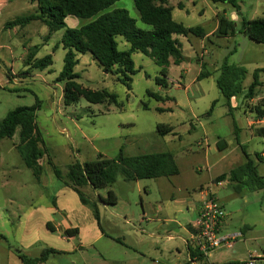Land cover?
<instances>
[{
  "label": "rangeland",
  "instance_id": "obj_1",
  "mask_svg": "<svg viewBox=\"0 0 264 264\" xmlns=\"http://www.w3.org/2000/svg\"><path fill=\"white\" fill-rule=\"evenodd\" d=\"M181 1L189 10V14L185 15L184 11L176 10L173 14L175 21H182L190 27H200L203 32L209 33L215 29L217 17L224 14L234 21L235 34L224 39L217 37L215 33L204 41L202 50L200 41H197L201 38L189 36L195 44H192L193 49L186 41L183 44L182 63L186 68L185 75L180 79V69L173 65L169 66L166 78L171 82H167L164 88L158 87L155 82L157 78L162 77L161 68L153 59L142 53L136 52L131 55L136 73L131 76L129 88L122 85L116 76L105 73L90 54L78 55V63L74 68V73L78 76L77 83L92 90H105L113 94L116 97V104H109L107 101L103 104H90L81 98L76 104L65 106L62 99V84L56 81L63 67L64 51L60 41L65 30L49 35L48 28L35 21L24 28L5 29L1 34L2 25L6 21L36 12L37 6L31 4V0H14L0 17V45L6 43V48L0 51V72L6 73L7 78L9 72L16 71V78L19 79L17 84L13 83L14 81L7 84L5 77L0 79V121L16 108L38 104L35 113L36 124L40 133L39 138L41 136L43 141L38 143V148L41 155H47L50 164L65 172L75 162H92L99 156L114 159L119 155L121 148L128 156L170 152L176 157L180 168V173L176 177L169 180L159 178L125 182L119 176L111 187L97 191L98 195L105 197L106 191L112 190L117 196L118 208L122 210L130 208L127 218L130 220L131 229L136 231L139 229L138 220L142 215V207L145 208L148 204L154 207L161 206L162 218L175 220L176 216L177 223H186L185 209L181 205L174 207L175 204H171L170 201L183 200L187 197L188 191L193 200L197 199V195L191 192V188L198 182L193 168L198 165L204 166V155L201 147L195 144L201 142L203 134L212 141L219 135L230 143V150H236L233 154L229 153V150L225 151L228 159L224 167H234L244 161L241 148L232 143L233 127L231 120L225 117L227 113L234 114L236 125L243 129L241 139L247 142L243 145L244 151L253 156L264 150V139L250 135L243 109L229 111L215 82L217 69L225 60L229 64L246 69L244 92L253 81L254 71L264 69V45L249 40L240 30L242 19L264 17V0H236L238 10L228 4H213L205 0H195L194 4L188 0ZM113 10L127 11L136 21L138 29H149L140 22L133 0H118L106 12ZM91 21L69 17L65 23L69 29H79ZM116 42L119 51L129 50V44L122 37H117ZM24 45L27 46L29 53L33 52L37 60L51 56L52 65L42 73V77L31 76L24 79L26 77L22 75L24 69L29 67L28 71L31 74L39 71L33 67L34 61L27 65L29 53L23 55ZM202 51H206L202 57L206 63V70L203 69L202 72L211 74L210 77L196 82L200 72L198 58ZM188 58L191 59L189 63ZM259 81L262 85L256 91L257 101L251 105L250 101H243L246 110L252 111L257 106L264 109V73L259 74ZM159 95L163 101L155 98ZM239 98L242 99V96L238 97L236 103L240 104L242 100L239 101ZM213 102L216 104L208 114ZM250 116L251 114L249 118ZM191 122L195 124L194 131L188 134ZM158 125L172 127L173 134L160 136L157 133ZM19 144L18 132L11 139L0 141V209H4L0 215V264H20L13 242V225L18 212L21 215L32 202L26 197H19L27 192H18L13 186L19 182L40 188L39 181L23 164L16 149ZM186 152L197 154L186 156ZM214 156H217V153ZM211 160L212 164L215 159ZM259 170L264 175V164L259 165ZM212 172L216 173L215 169H212ZM49 179L55 180L53 175L46 171L41 183H47ZM58 182L62 183L60 180ZM212 188L223 202L226 214L229 215L227 225L230 233H240L239 230L243 229L242 224H251L256 219L257 212L249 208L254 204H250L251 202L247 204L243 195H236L231 185L213 184ZM245 194L252 196L249 191H245ZM175 226V223L170 224V227ZM262 236H264L262 233L254 235L257 239ZM174 247L173 242L161 243V250L164 251L162 259L169 264L175 263L178 259ZM246 247L251 252L258 253L261 241L253 239ZM236 249L244 250L242 242H236Z\"/></svg>",
  "mask_w": 264,
  "mask_h": 264
},
{
  "label": "trees",
  "instance_id": "obj_2",
  "mask_svg": "<svg viewBox=\"0 0 264 264\" xmlns=\"http://www.w3.org/2000/svg\"><path fill=\"white\" fill-rule=\"evenodd\" d=\"M31 1L37 6L36 12L24 17H16L6 22L4 28H23L32 22L39 21L48 28L49 35L65 30L60 41V45L65 52L63 67L56 79L57 82L62 84V99L65 106L76 104L81 98L90 104H103L106 101L109 104H116V97L113 94L105 90H92L77 83L78 76L74 73V68L78 63V55L90 54L105 73L116 76L122 85L129 88L132 81L131 76L136 73L131 55L136 52L142 53L153 59L161 68L160 74L162 77L157 78L155 82L158 87L164 88L170 60L174 65H179L184 60L181 45L177 39H174V36L186 37L193 35L198 38L205 37L202 28H186L174 21L172 8L166 6L168 0H156L158 5L155 4L154 0H133L139 20L149 27L148 30L138 29L136 21L125 10L106 12L118 0ZM207 1L213 4H228L235 10L239 8L236 0ZM69 16L92 21L79 29H69L65 23V19ZM217 22V37L228 38L235 34L234 21L230 18L223 14L217 17ZM240 30L249 40L264 45V17L252 20L242 19ZM117 37H122L129 44V50H118ZM28 56L27 65L30 64V61H34L33 67L35 69L43 70L52 65L50 55L37 60L31 51ZM30 58L32 59L30 60ZM218 73L215 80L216 86L224 98L225 105L231 111L233 98L242 96V103H244L243 101H250L256 97V91L262 85L259 81V74L264 73V69L254 71L253 81L246 92L243 90V82L247 74L244 67L229 64L225 60ZM209 76L208 72L203 73L201 71L197 79L200 80ZM155 98L158 101L164 100L161 96H155ZM215 104L216 102L212 103L208 114L211 113ZM36 110L37 107L32 106L19 107L9 112L0 121V141L11 139L18 132L20 144L17 145L16 149L24 166L37 178L41 172L37 161L42 156L39 152L38 143H43V141L39 138L40 134L36 126ZM160 111L162 112V110ZM250 112L254 115V121L256 122L251 126L254 136L264 139V125L257 124V122L264 120V109L257 106ZM233 124L235 127V123ZM172 130L173 128L168 125L157 126V133L160 136H165L171 133ZM236 140L238 142L237 138ZM240 148L244 162L232 169L228 175V181L233 191L237 194L243 190L250 192L264 191V177L258 173L257 169V163H264V158L257 153L252 159L244 151L243 146H240ZM48 164L55 178L60 180L63 185L73 189L78 194L81 203L93 211L97 220L99 219L97 203L113 207L118 201L112 190H108L105 197L98 195L97 191L111 187L119 176L126 182H136L156 178H170L179 173L178 166L171 153L161 152L128 156L122 148L119 155L114 159L99 156L92 162H75L65 172H61L50 162ZM225 177V175L221 176L222 179ZM86 187H90L97 194L93 202L83 192ZM76 233V230H71L66 231L64 234L75 235ZM15 251L22 264H38L44 262L49 254L57 253L53 249H45L39 257L29 258L19 249Z\"/></svg>",
  "mask_w": 264,
  "mask_h": 264
},
{
  "label": "crops",
  "instance_id": "obj_3",
  "mask_svg": "<svg viewBox=\"0 0 264 264\" xmlns=\"http://www.w3.org/2000/svg\"><path fill=\"white\" fill-rule=\"evenodd\" d=\"M13 1L14 0H0V17L10 7ZM188 1L191 4L195 3V0ZM30 3L35 4L32 2ZM155 4L158 5L156 0ZM166 6L172 8V18L174 21L175 19L173 14L176 10L184 11L185 15L189 14V10L181 0H168V5ZM215 13L214 16L216 15ZM231 17H233V15H231ZM67 18L65 20H67ZM176 22L184 25L186 28H190V26L185 25L182 21ZM217 26L218 22L213 31L209 33L204 32L205 37L197 40L200 41L201 50L204 41H206L209 36L216 33ZM4 30V25H2L1 34ZM189 36H174V39H177L181 45L182 55L184 41L190 44L191 49H193L192 44H195L192 43V41L189 39ZM5 48L6 43L3 42V44L0 45V51H3ZM23 50L24 56L25 54L29 53L28 48L25 45ZM196 50L198 51L199 49ZM195 53L196 57H198L197 52ZM205 54L206 51H202L199 54L198 62L200 72L202 71V68H206V63L204 62V59L202 60V57ZM12 60L14 61L15 59ZM190 61L191 59L188 58L187 62L189 63ZM171 65L180 69L179 77L182 79L186 70L183 63L174 65L171 61L169 66ZM28 69L29 67L24 69L22 72V75L26 76L24 79L31 76L36 78L42 77V73L47 71L48 67L43 70H39L37 73L35 72L36 74H31ZM218 70L219 69H217L215 80L219 74ZM208 73L211 74L210 72ZM198 75L195 80L196 82L199 81L197 79ZM5 76L6 73L0 72V79H4ZM6 79L7 84H10L11 81H14L13 83L15 84L19 83V79L16 78V71L9 72V76ZM165 80L166 83L171 82V80L168 78ZM238 97L232 99L231 111L236 108L243 109V115L247 121L246 127L248 128L250 135L255 137L251 129V126L256 123L254 121V115L249 110L245 109V104L242 103V101L240 104L238 102L236 103ZM240 100L242 99L239 98V101ZM255 101H257L256 97L250 100L249 105L255 103ZM35 106L38 107V104ZM250 114L251 116L249 118ZM225 117L231 120V126L233 127L232 134L234 136V140L232 143H235V145H237L239 148L240 146L247 144L246 141L241 139V133L243 129L242 127L240 128L238 124L236 125L234 114L229 112L225 115ZM233 123H235V127ZM257 124L264 125V120L257 122ZM194 126L195 124L191 122L189 130H187L188 134L194 131ZM169 134H173V130ZM236 138L238 139L239 143L237 142ZM195 145L197 147H201L204 155V166L200 167L198 165L193 168L194 173L198 177L196 182H198L196 185H194V187L191 188V192L197 195V199L193 200L191 198V193L188 191L187 197H185L183 200L172 199L170 201L171 204H175L174 207L181 205V207L185 209L184 217L186 223H177L176 216L175 220L162 218L160 216L163 211L162 207H154L148 204L145 208L142 207V215L138 220V231L131 229L130 220L127 218L130 208L129 210L127 208L123 210L119 209L118 202L113 207H108L101 203H97L96 205L99 215V219L97 220L93 211L88 206L81 203L78 194L73 189L58 182L50 167L48 166L49 158L47 155H42L37 161V165L41 169L40 175H38L37 178L33 175L35 179L39 181L38 185L40 188H37L33 184L19 182L13 186L14 190L18 192H27L24 196L19 195V197H26L32 201L29 205V208L25 212H22L21 215L18 212L17 220L14 222L13 242L16 245V248L29 258L39 257L42 251L45 249L55 250L57 253L49 254L47 259L44 261L45 264H169L165 262L164 259H162L164 256V251L161 250L162 241H164L165 244L169 242L174 243V248L177 251L178 259H176L175 263L173 264H221L224 262L242 260L247 258L249 255L259 256L260 254H264V236L258 238L261 241V247H259L258 253L251 252V250L247 249L246 247L251 242V240H258L254 237L255 234H264V191L251 192L252 194L250 195L252 196H247L245 194V191L247 190H243L239 194L235 192L234 193L238 196L243 195L247 204L250 202V204H254L253 207L250 206L249 208H253V210L257 212L258 215L256 219L251 224H242L243 229L239 230L240 233H230L227 225L229 215L227 214L226 222L221 230L222 235L241 234V237L238 238L236 242H242L244 250L241 251L240 249H236L235 242L231 250L222 249L220 251L211 253L207 258L200 257L194 251L190 239L194 231V224L197 218L200 192L210 188L213 195L225 210L223 202L218 198L217 194L214 193V189L212 188L213 184L221 182L222 185L224 184V186L230 185L228 181V175L230 171L244 162L243 161L234 167L228 166L226 168L223 166L228 159V154H226L225 151L229 150V153L233 154L236 150H230V143L222 139L219 135H216L212 141L206 136V134H203V139L201 142L196 143ZM216 153L217 156H214ZM191 154L195 155L197 153H185L186 156ZM259 154H261L262 158H264V150L259 152ZM248 155L254 159L255 154L253 156L251 154ZM173 157L177 164L176 157L174 155ZM211 158L215 159L212 164ZM255 162L257 163V161ZM260 164L264 163H257L258 173L264 177V175H262L259 170ZM178 169L180 173V168L178 167ZM212 169H215L216 173H213ZM46 171L51 173L55 180L49 179L47 183H41V180H43V175ZM223 175L226 176L224 179L221 178ZM173 177L164 179L169 180ZM206 177L208 178L206 179ZM83 192L91 202L95 200L97 194L93 192L90 187L84 188ZM247 197L251 198L247 199ZM2 212H4V209H0V215ZM180 212L182 213V211ZM172 223H175L176 226L170 227V224ZM71 230H76L77 233L75 235L64 234L66 231ZM172 233H175L176 235H173ZM20 264H22L21 261Z\"/></svg>",
  "mask_w": 264,
  "mask_h": 264
},
{
  "label": "built area",
  "instance_id": "obj_4",
  "mask_svg": "<svg viewBox=\"0 0 264 264\" xmlns=\"http://www.w3.org/2000/svg\"><path fill=\"white\" fill-rule=\"evenodd\" d=\"M222 186L221 182L216 183ZM227 214L213 195L210 188L200 192L197 218L194 224V231L191 235V245L197 255L207 258L211 253L222 249L231 250L241 237V234H221V230L226 222ZM38 264H45L40 262ZM221 264H264V254L249 255L247 258L224 262Z\"/></svg>",
  "mask_w": 264,
  "mask_h": 264
}]
</instances>
